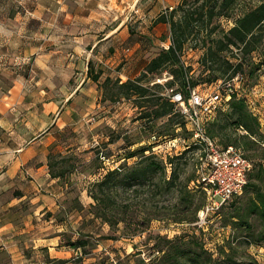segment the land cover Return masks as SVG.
Listing matches in <instances>:
<instances>
[{"label": "crops", "instance_id": "0c3cea01", "mask_svg": "<svg viewBox=\"0 0 264 264\" xmlns=\"http://www.w3.org/2000/svg\"><path fill=\"white\" fill-rule=\"evenodd\" d=\"M146 1L153 9L141 14ZM181 1L0 0V264H34L35 249L46 259L78 255L64 245L57 216L70 179L50 173L56 128L75 122L83 93L101 95L89 61L113 72L123 64L121 79L138 76L145 44L123 45L134 27L153 25L164 6Z\"/></svg>", "mask_w": 264, "mask_h": 264}, {"label": "trees", "instance_id": "16d2710c", "mask_svg": "<svg viewBox=\"0 0 264 264\" xmlns=\"http://www.w3.org/2000/svg\"><path fill=\"white\" fill-rule=\"evenodd\" d=\"M240 1L182 0L169 13H162L155 23L170 25L171 44L168 48H160L150 57L143 71L135 78L123 81L119 76L113 77L108 74L103 79L104 69L90 60L88 77L98 85L102 101L114 102L127 99L141 109L138 114L139 119L155 121L167 118V122L158 130L159 138L191 139L193 132L188 129L187 121L178 109V103L174 102L166 91L174 88L175 92H180L187 101L193 88L199 85L224 83L232 80L237 74L253 77L264 66V0L239 15L232 14L240 5ZM221 18L229 24V28L223 30L220 36H215L220 29L218 20ZM198 40L199 43H196L195 47L200 45L204 52L199 59L201 70L196 76L192 72V66L184 60V56L187 51L194 49V46L189 44ZM234 49L239 50L241 55L233 53L230 57L226 54V51L233 52ZM256 52H259L260 56L257 61L252 57ZM165 73L171 78L165 82H158L157 79L164 78ZM205 133L222 148L233 145L255 151L252 155L244 153L252 161L253 167L249 172L248 183L243 193L228 202L231 209L224 217V221L225 226L242 230L247 243L262 244L264 242V146H262L264 134L260 120L251 110L245 94L238 92L231 94L230 99L224 102L216 115L206 122ZM204 145V142L194 141L189 149L204 148ZM97 148L100 157V151L104 153L102 144ZM152 148L148 144L138 146L128 153V158H139L134 164L122 162L118 166L104 168V172L99 174L100 178L89 183L86 189L94 201L89 212L94 217L100 218L110 226H117L120 223L131 226L144 225L145 217L141 216L140 211L138 210L134 216L135 211L131 210V204L122 197L119 199V196L140 192L147 186L151 188L153 186L155 195L159 191H172L178 188L179 172L172 169L171 175L168 176L166 163L157 158ZM185 153L171 157L169 163L172 165L175 159H181ZM253 157L259 158L257 163ZM59 164H63V161L55 160V155L51 152L49 155L51 176L66 179L69 170L64 165L58 169ZM179 188L181 197L179 204L176 205L178 216L174 214L176 217L172 221L198 222V212L206 204L202 199L196 198V192L201 191V194L205 192L199 185H196V189L190 188L189 181L184 182ZM244 198L245 203L242 200ZM224 205L212 213L221 214ZM79 208L84 209L81 204ZM63 210L64 208L57 213L60 221L64 220L60 217ZM254 219L261 223V229H256ZM63 236L64 245L80 250L82 255L88 252L87 246L92 241L90 234L79 233L75 240L72 238L73 235L63 233ZM165 242L167 245L161 249L160 264H212L214 261L212 253L205 249L197 238L185 240L177 236L175 239H166ZM229 246L230 251L225 247L220 250L222 257H227L223 262L241 264L231 257L234 248L230 242ZM46 260L44 264H79L83 261L79 254L69 259L48 256ZM246 264L259 263L254 260Z\"/></svg>", "mask_w": 264, "mask_h": 264}, {"label": "rangeland", "instance_id": "374dc122", "mask_svg": "<svg viewBox=\"0 0 264 264\" xmlns=\"http://www.w3.org/2000/svg\"><path fill=\"white\" fill-rule=\"evenodd\" d=\"M260 1L241 0L240 5L234 9L232 14L239 15L259 4ZM153 4V1H146L145 9L140 13L146 14L151 11ZM218 22L220 29L215 33V36H220L223 30L229 28V24L223 18L218 20ZM155 25V22L153 25L150 22L144 28L139 27V25L134 27L133 36L123 45L124 49L132 50L137 45L135 43L143 40L142 43L139 42L140 44H145V47L142 45L143 47L141 48L143 53L140 61L145 63L160 48H163L164 43L171 37L169 36L171 35L169 24L168 27L162 25L154 28ZM143 31L144 33H142ZM150 33L152 36L149 35ZM196 43H199V40L189 44L194 46V49H190V51L185 53L184 60L188 65L192 66V72L197 76L201 70L199 59L204 50L200 45L195 47ZM233 53L241 55V52L237 49H234L233 52L226 51V54L230 57ZM252 57L255 61L259 60V52L253 53ZM122 68L123 64H116L114 67L116 72H113L110 68L105 67L103 79L108 74H112L115 77ZM130 75H133V73ZM244 78L245 90L243 92L252 111L258 116L264 134V66L253 77L245 75ZM122 80L125 81L127 79L122 77ZM198 89L199 91L207 92L215 90L214 85L205 86V84L199 85ZM98 94H101V92L98 91ZM82 98L84 99L82 105L77 108L75 113V122L56 128V141L52 146L55 160L63 161V164L57 166L58 169L64 165L69 170L66 180L70 179L66 192L68 201L66 198L62 201L64 210L60 213L61 219L64 220L60 221L59 217L58 220L64 224L63 227L67 230L64 232L66 235H73V227L79 233L91 235L92 241L87 246L88 252L83 255L78 253L83 259L79 264H148L151 262L160 264L161 249L167 245L165 240L175 239L177 236L185 240L197 238L204 245V248L212 253V258L215 261L212 264H225L223 260L227 257H222L220 250L225 247L226 250L230 251L229 242L234 248L231 257L237 263L246 264L256 260L259 264H264V242L260 245L247 243L245 233L242 230L225 226L224 217L231 209L230 203L225 204L224 208H221V214L210 213L206 220L200 218L201 213L199 211L197 215L198 222L172 221L178 213L176 212V205L179 204L178 201L181 197L179 187L184 182L189 181L190 188L196 189V185H199L203 189L202 185L197 183V178L191 181L192 178L198 177V155L202 151V147L189 149L194 142L192 139L184 142V140L179 139L174 141L171 138H159L158 130L167 122V118L155 121L139 119L138 114L141 109L134 106L127 99L104 102L101 99V95L96 100L92 99L88 93H83ZM89 100L96 101V103L92 102V104H89ZM95 139L101 142L105 155L109 157L107 164H104L99 157V149L92 146ZM111 139L113 141H109ZM181 139H184V137ZM143 144L151 145L153 147L152 151L157 158L166 163L168 176L171 175L172 169H176L179 172L178 188H174L172 191H159L155 195L153 186L152 188L147 186L140 192H130L127 195L119 196V199L122 197L131 204V210L135 211L133 213L134 216L139 210L141 216L145 217L146 223L141 226H131L125 223L110 226L89 212L94 201L89 196L86 187L90 182L100 178L99 174L104 172V168H112L122 162H127L129 165L134 164L139 158H128V153ZM239 148L245 154H255L254 150L248 151L242 147ZM183 152L186 153L181 159H175L172 165L169 163L171 157L179 156ZM149 153L150 151L147 152V154ZM253 158L255 163H257L259 158ZM203 191L205 192L203 194H201V191V193L196 192V198L202 199L207 204L209 202L208 194L204 189ZM242 200L245 203V198ZM78 204H81L84 209L81 210ZM157 215L160 216L156 217ZM253 221H255L257 230L262 228L258 220L254 219ZM129 222L133 223L135 221ZM178 241L181 242L182 240L178 239ZM31 255H33L34 264L42 260V257L43 261H47L46 256L44 257L40 250L37 252L35 249V252H32Z\"/></svg>", "mask_w": 264, "mask_h": 264}, {"label": "built area", "instance_id": "2783aa9c", "mask_svg": "<svg viewBox=\"0 0 264 264\" xmlns=\"http://www.w3.org/2000/svg\"><path fill=\"white\" fill-rule=\"evenodd\" d=\"M174 8V6H164L163 13L167 14ZM170 44L171 42L164 43V47L168 48ZM169 78L171 76L165 73L164 78L157 79V81L164 82ZM244 79L243 75L237 74L232 80L214 84L215 90L212 92L199 91V87L193 88L187 101L180 92H175L174 88L167 90V95L178 103V109L185 117L188 129L193 132L191 139L198 143H205L198 155L199 167L196 180L208 194L209 200L200 210L202 220H206L210 213L243 193L248 183L249 172L253 167L252 161L245 156L241 148L233 145L222 148L205 133L206 122L216 115L224 102L230 99L231 94L244 93ZM178 139L184 142L187 140L176 138L174 141ZM92 146L99 147L100 141L95 139ZM100 157L107 164L109 158L103 151H100Z\"/></svg>", "mask_w": 264, "mask_h": 264}]
</instances>
